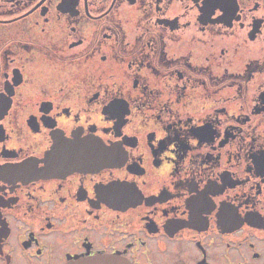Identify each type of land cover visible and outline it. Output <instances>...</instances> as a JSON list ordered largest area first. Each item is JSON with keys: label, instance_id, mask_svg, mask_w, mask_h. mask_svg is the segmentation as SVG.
Returning <instances> with one entry per match:
<instances>
[{"label": "flooded vegetation", "instance_id": "flooded-vegetation-1", "mask_svg": "<svg viewBox=\"0 0 264 264\" xmlns=\"http://www.w3.org/2000/svg\"><path fill=\"white\" fill-rule=\"evenodd\" d=\"M264 264V0H0V264Z\"/></svg>", "mask_w": 264, "mask_h": 264}, {"label": "water", "instance_id": "water-1", "mask_svg": "<svg viewBox=\"0 0 264 264\" xmlns=\"http://www.w3.org/2000/svg\"><path fill=\"white\" fill-rule=\"evenodd\" d=\"M74 264H128L126 260L121 257L113 255H97L92 258L75 262Z\"/></svg>", "mask_w": 264, "mask_h": 264}]
</instances>
